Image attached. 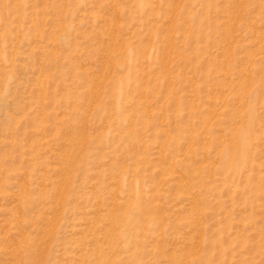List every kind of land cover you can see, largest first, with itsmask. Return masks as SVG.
Instances as JSON below:
<instances>
[{"label":"rangeland","instance_id":"rangeland-1","mask_svg":"<svg viewBox=\"0 0 264 264\" xmlns=\"http://www.w3.org/2000/svg\"><path fill=\"white\" fill-rule=\"evenodd\" d=\"M0 264H264V0H0Z\"/></svg>","mask_w":264,"mask_h":264},{"label":"bare ground","instance_id":"bare-ground-1","mask_svg":"<svg viewBox=\"0 0 264 264\" xmlns=\"http://www.w3.org/2000/svg\"><path fill=\"white\" fill-rule=\"evenodd\" d=\"M127 81V80H126ZM125 81V82H126ZM124 82V83H125ZM127 84V83H126ZM120 88V87H119ZM119 88H117V89H119ZM122 97V96H121ZM120 97V98H121ZM121 100H122V98H121ZM117 102V101H116ZM252 110V109H251ZM251 113V112H250ZM252 120V119H251ZM252 122V121H251ZM121 123V122H120ZM238 133V132H237ZM239 134V133H238ZM241 135L239 136V145L237 146V147H239L240 148V150H239V153H238V155H237V157L239 158V160L240 161H243V160H245V158H246V155H247V152H248V139H247V130H243L241 133H240ZM235 156H236V154L235 153H233V154H230V156H228V155H226V156H224V157H222L223 158V162L227 165V167H231V163H230V158L231 159H235ZM246 159H248V158H246ZM233 161V160H232ZM237 162V161H236ZM242 163V162H241ZM241 167V166H240ZM239 168V167H238ZM227 169V168H226ZM225 170V169H224ZM229 170V169H228ZM138 193V192H137ZM135 198V197H134ZM133 198V199H134ZM138 197H136L135 198V200H133L132 198V202L134 203V201H135V203H136V201L138 200L137 199ZM130 203H131V201H130ZM133 203H131V204H133ZM139 206V205H138ZM127 211H128V209H127ZM127 211H125V213L123 214L124 215V217H123V219H122V215H121V219L125 222H131V221H133V217L134 216H132V214L130 213V212H127ZM114 213V212H113ZM115 216V215H114ZM116 217V216H115ZM120 217V216H119ZM119 219V218H118ZM118 221H120V220H118ZM136 221V220H135ZM135 221H134V224H135ZM137 223V222H136ZM141 227V226H140ZM133 228H131V230H132ZM131 230H129L130 232H132ZM137 229H136V226H135V230L134 231H136ZM120 231H121V229H120ZM133 231V232H134ZM124 233V232H123ZM136 233V232H135ZM113 234V233H112ZM118 234H119V232H118ZM125 235H127V239H128V237H130L129 236V233H127L126 231H125V233H124ZM114 236H116L117 237V234L116 235H114ZM125 237V236H124Z\"/></svg>","mask_w":264,"mask_h":264}]
</instances>
